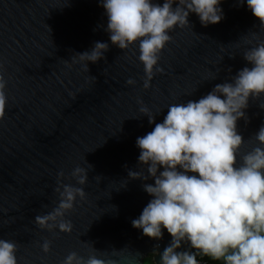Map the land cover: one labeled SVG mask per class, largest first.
Segmentation results:
<instances>
[{
  "label": "water",
  "instance_id": "1",
  "mask_svg": "<svg viewBox=\"0 0 264 264\" xmlns=\"http://www.w3.org/2000/svg\"><path fill=\"white\" fill-rule=\"evenodd\" d=\"M68 2L0 0V74L8 97L0 120V239L17 244L18 264H63L71 252L113 264H144L151 256L160 264L171 235L162 228L163 238L156 240L132 226L152 199L142 185L154 184L128 176L141 171L137 138L154 128L140 109L146 106L160 123L169 105L198 101L215 85L231 82L251 67L243 55L258 43L254 36L264 40V26L237 0H222L224 18L216 25L205 27L190 13L191 27L169 33L158 65L163 73L156 72L146 90L139 44L126 50L111 44L99 27L107 25L100 0ZM97 41L109 44L106 60L85 71L72 56ZM261 104L264 97L250 98L248 121L237 123L245 140L241 153L254 146L249 141L264 126ZM77 166L88 171L85 185L71 178ZM58 179L85 192L65 214L71 233L42 230L35 222L58 205ZM45 239L51 241L47 254L40 247ZM188 250L195 252L183 242L178 249Z\"/></svg>",
  "mask_w": 264,
  "mask_h": 264
},
{
  "label": "clouds",
  "instance_id": "2",
  "mask_svg": "<svg viewBox=\"0 0 264 264\" xmlns=\"http://www.w3.org/2000/svg\"><path fill=\"white\" fill-rule=\"evenodd\" d=\"M237 2L241 5L246 2L264 26V0ZM70 3L71 0L67 6ZM100 3L106 11L107 25L99 27L109 34L111 44L121 50L139 44L146 90L151 88L156 72L163 73L158 65L161 52L171 40L169 33L177 27H191L190 13H195L205 27L219 24L224 18L219 7L222 0H164L162 4L159 0H100ZM173 4L178 6L174 8ZM254 38L258 43L243 55L251 67H244L231 82L215 85L198 101L169 105L160 123L146 106L140 109L154 128L137 138L141 171L129 170L128 176L132 180L152 179L154 184L142 185L152 199L141 215L132 220V226L156 240L163 238L162 228L171 235V243L159 253L160 264H199L198 256L222 264H264V126L251 138L249 143L254 146L245 153H241L245 140L237 131L239 120L248 121L245 110L250 98L264 97V40ZM108 50V43L97 41L90 51L75 53L72 61L90 71L89 64L106 60L104 53ZM135 83L133 79L127 81L129 86ZM6 88L7 81L0 74V120L5 117L8 104ZM260 107L264 109V104ZM58 177L63 178L64 172ZM71 178L85 185L88 171L77 166ZM58 185V205L51 212L36 216L35 222L42 230L51 232L58 228L60 232L71 233L72 223L64 219L65 214L85 192L59 179ZM182 242L195 252L178 251ZM40 247L45 254L49 253L51 241L45 239ZM17 250L14 241L0 239V264H18ZM63 264L113 262L95 254L84 259L71 252Z\"/></svg>",
  "mask_w": 264,
  "mask_h": 264
},
{
  "label": "built area",
  "instance_id": "3",
  "mask_svg": "<svg viewBox=\"0 0 264 264\" xmlns=\"http://www.w3.org/2000/svg\"><path fill=\"white\" fill-rule=\"evenodd\" d=\"M199 261V264H217V262L207 259L206 257L197 258Z\"/></svg>",
  "mask_w": 264,
  "mask_h": 264
},
{
  "label": "trees",
  "instance_id": "4",
  "mask_svg": "<svg viewBox=\"0 0 264 264\" xmlns=\"http://www.w3.org/2000/svg\"><path fill=\"white\" fill-rule=\"evenodd\" d=\"M207 259H210V258H208V257H206ZM212 260V259H211ZM214 261V260H213ZM215 262H217V264H222V262H220V261H215ZM144 264H153L152 263V260H151V256L150 257H148V258H146V259H144Z\"/></svg>",
  "mask_w": 264,
  "mask_h": 264
}]
</instances>
